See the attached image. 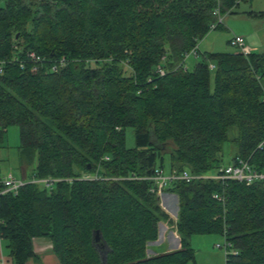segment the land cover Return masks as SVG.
Masks as SVG:
<instances>
[{
	"label": "trees",
	"instance_id": "16d2710c",
	"mask_svg": "<svg viewBox=\"0 0 264 264\" xmlns=\"http://www.w3.org/2000/svg\"><path fill=\"white\" fill-rule=\"evenodd\" d=\"M0 1V149L17 127L21 178L54 180L0 194L12 264L34 257V239L50 242L58 264H187L191 238L210 235L236 252L225 264H264V184L175 182L164 190L178 197L174 223L151 181L129 179L165 170V156L168 170L213 174L228 142L229 164L264 172V53L203 54L183 67L213 9L225 15L247 0ZM159 223H174L180 247L148 257Z\"/></svg>",
	"mask_w": 264,
	"mask_h": 264
},
{
	"label": "rangeland",
	"instance_id": "374dc122",
	"mask_svg": "<svg viewBox=\"0 0 264 264\" xmlns=\"http://www.w3.org/2000/svg\"><path fill=\"white\" fill-rule=\"evenodd\" d=\"M1 2V1H0ZM232 13L228 12L224 17L223 25L214 31L209 32L202 40H199L198 45L200 46V55L197 58H189L185 62V67L189 70L192 69L193 65L197 62L203 61V54L212 53H235V49L227 44L228 38L231 39L234 35L237 36H248L254 34V36L261 41H264V18H245L242 16L243 12H258L264 11V0H248L239 2L238 5L233 8ZM212 50L211 52H209ZM208 66H215V61L208 60ZM211 79L213 77L214 69H210ZM262 81V82H261ZM212 83V80H211ZM261 89L264 92L262 84L264 83V75L260 80ZM236 137V129L230 128L228 131V139ZM4 148L0 149V170L2 173L9 172L15 178H21V171L18 161L17 147L19 145L18 128L10 127L6 132V140L3 144ZM125 145L127 148L134 147L133 130L131 128L126 129L125 132ZM233 154V148L231 143H225L223 146V159L224 165L230 163V158ZM29 169L28 171H30ZM165 171H168V156H165ZM175 195V194H174ZM178 208V203L174 202L171 213H174ZM169 213V212H168ZM171 213L169 218L174 221L175 216ZM175 215V214H174ZM157 229V242L147 244L146 256L151 257L150 250L155 248H168L173 249L171 238H169V232L174 231L173 225L162 223ZM165 228V229H164ZM165 230V231H164ZM178 236V235H177ZM179 238V237H178ZM162 240L163 242H160ZM170 245V247H169ZM190 246L194 250V259L187 264H225V251H224V240L219 235L210 236H193L190 240ZM220 246L222 249H219ZM162 254V253H161Z\"/></svg>",
	"mask_w": 264,
	"mask_h": 264
},
{
	"label": "built area",
	"instance_id": "2783aa9c",
	"mask_svg": "<svg viewBox=\"0 0 264 264\" xmlns=\"http://www.w3.org/2000/svg\"><path fill=\"white\" fill-rule=\"evenodd\" d=\"M212 15L214 16L215 21L209 25L210 32L216 30L217 27L222 26L224 22L223 21L224 17L223 15L220 14V9L218 5L213 9ZM229 45L236 50L235 54L242 55L243 57H247L251 54L250 48L247 45L245 38L242 36L234 35L230 39ZM198 56H199V51H198V45H197L191 51L184 54V59H183L184 66L183 67L186 68L185 62L187 61V59H189L190 57L195 59ZM27 58H29V60L32 61L34 64H38L40 62V58H38L34 53H28ZM59 64L60 66H63L64 61L61 60ZM2 65H3V61L0 60V72H1ZM208 67L209 69L214 68L213 66H208ZM53 70H56L55 67L53 68ZM157 73L160 76H163L164 70L160 67H157ZM262 101L264 102V95L262 97ZM263 145H264V141H262L256 147V150H261ZM94 179H96V177ZM129 179L130 180H149L151 181L152 187L150 189V192L154 193L156 196L160 198L163 194H165L164 190H166L168 187H170L175 182L190 183L195 180H213V181L220 182L222 186H225L228 182L234 181L237 183H242L245 186H251L253 184H264V172H259L256 169H254V167L249 164L248 160L238 159L235 163L227 164L219 168L213 174L194 175V174H191L187 170L177 171L173 169V170L165 171L161 169H155L154 173L150 177L138 178L132 175ZM53 182L54 180H50V179H44V180H38V179L26 180V178L17 179L11 173L6 172L4 174H0V194L10 192L16 195L18 190L21 187H23L26 183L39 184L43 187L48 188ZM168 194H171V193H168ZM211 197L213 200L221 204L225 203L224 192L222 193L215 192L212 194ZM174 202L176 201H172L169 206H173ZM175 221H176V218L173 222L175 223ZM173 229H174V232L176 233L175 226L173 227ZM222 239L224 240V244H225L224 246L225 256L229 254L236 255V252L233 251L231 244L227 242L224 239V237H222ZM217 247H219V249H222V247L220 246H217ZM9 261L10 262L4 259H1L0 264H9L11 263V260L9 259Z\"/></svg>",
	"mask_w": 264,
	"mask_h": 264
},
{
	"label": "crops",
	"instance_id": "0c3cea01",
	"mask_svg": "<svg viewBox=\"0 0 264 264\" xmlns=\"http://www.w3.org/2000/svg\"><path fill=\"white\" fill-rule=\"evenodd\" d=\"M241 2H243V1H241ZM249 13H254V14H252V16H251V14H249ZM249 13L243 12L242 16L245 17L246 19L247 18L257 19V18H261V17H256L255 13H263L264 14V11H258V12L252 11ZM262 18H264V17H262ZM242 37L245 38L246 43L249 46L251 53H264V41L258 40L254 36V34H250L248 36H245L242 33ZM229 41H230V39L228 38L227 44H229ZM199 47L200 46L198 45V51H199V55H200V48ZM211 51L212 50H210L209 52H211ZM204 54H206V53H204ZM260 85H261V83H260ZM262 86L264 88V83L262 84ZM159 199H160V207L163 211H165L163 209V205L166 208H168V210H170V212H171L172 206H169L170 203L172 201H176V203H178V197L174 194L165 193ZM175 210L176 211L174 212V214L176 213V215H177L178 208H176ZM165 213L170 215L167 211H165ZM161 225L163 227H165L162 223H159L158 227H160ZM165 228L167 230V227H165ZM169 238H171V240L174 241V244H172L174 248L171 250L168 248V250L169 251L178 250L180 247V243H179V238H178L177 234L174 231H170L169 232ZM160 242H163V241L160 240ZM169 247H170V245H169ZM150 252L152 254L150 256H155V255H158L161 253H166L167 250H166V248H164L163 250H162V248H155L153 250H150ZM33 254H34V257L32 259H30L26 264H58L56 257L52 253V247H51L50 242L46 241L45 239H34L33 240ZM1 259H4V260L10 262L8 252L6 249H4L2 247V244L0 242V260ZM9 264H12V263H9Z\"/></svg>",
	"mask_w": 264,
	"mask_h": 264
},
{
	"label": "water",
	"instance_id": "95a60500",
	"mask_svg": "<svg viewBox=\"0 0 264 264\" xmlns=\"http://www.w3.org/2000/svg\"><path fill=\"white\" fill-rule=\"evenodd\" d=\"M175 216H176V213H175ZM98 233V232H97ZM157 242V241H156ZM152 243H154V242H152ZM102 262H103V264H105V256L102 258Z\"/></svg>",
	"mask_w": 264,
	"mask_h": 264
}]
</instances>
